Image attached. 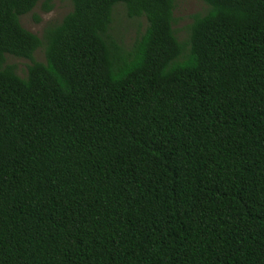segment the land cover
Segmentation results:
<instances>
[{"label":"trees","instance_id":"trees-1","mask_svg":"<svg viewBox=\"0 0 264 264\" xmlns=\"http://www.w3.org/2000/svg\"><path fill=\"white\" fill-rule=\"evenodd\" d=\"M41 1L0 0V264H264V0H202L184 40L174 0H64L39 37Z\"/></svg>","mask_w":264,"mask_h":264},{"label":"rangeland","instance_id":"rangeland-1","mask_svg":"<svg viewBox=\"0 0 264 264\" xmlns=\"http://www.w3.org/2000/svg\"><path fill=\"white\" fill-rule=\"evenodd\" d=\"M175 7V23L174 29L180 40L187 37V26L192 22L194 15L204 14L208 6L202 0H174ZM53 9L50 12L43 10V1L39 2L36 8L29 14L20 17L22 26L30 32L42 37L44 31L50 27L62 22L64 17L73 10L70 1L52 0ZM39 18V21L36 20ZM148 23L146 18L130 19L126 14L123 4H118L114 9L113 23L110 34L118 41L120 46L129 50L145 32ZM35 61L45 63V52L43 48L36 51ZM30 60L20 59L13 56L6 57V65L16 68L19 76L25 77L28 66L31 65Z\"/></svg>","mask_w":264,"mask_h":264}]
</instances>
